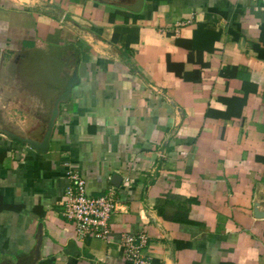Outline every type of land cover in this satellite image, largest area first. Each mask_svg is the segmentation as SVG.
Masks as SVG:
<instances>
[{
  "label": "crops",
  "instance_id": "0c3cea01",
  "mask_svg": "<svg viewBox=\"0 0 264 264\" xmlns=\"http://www.w3.org/2000/svg\"><path fill=\"white\" fill-rule=\"evenodd\" d=\"M137 3L0 0L1 109L38 122L0 126V264H131L142 231L150 264H264V4ZM69 84L47 152L6 133L41 141ZM70 171L117 188L111 240L64 217Z\"/></svg>",
  "mask_w": 264,
  "mask_h": 264
},
{
  "label": "built area",
  "instance_id": "2783aa9c",
  "mask_svg": "<svg viewBox=\"0 0 264 264\" xmlns=\"http://www.w3.org/2000/svg\"><path fill=\"white\" fill-rule=\"evenodd\" d=\"M264 4V0H258ZM71 184L63 199V215L74 223L80 236L93 235L103 240H111L112 233L109 220L117 210L119 196L116 187L99 196L89 195L85 179L78 173L69 172ZM126 177L124 181H129ZM149 236L145 231L138 234L122 233L121 245L125 256L134 264H150L143 250L148 244Z\"/></svg>",
  "mask_w": 264,
  "mask_h": 264
},
{
  "label": "water",
  "instance_id": "95a60500",
  "mask_svg": "<svg viewBox=\"0 0 264 264\" xmlns=\"http://www.w3.org/2000/svg\"><path fill=\"white\" fill-rule=\"evenodd\" d=\"M142 1L143 0H138V3L136 4V6L135 7L134 6L131 7V9L132 10H139V6L141 5ZM71 88H72V85L69 84V86L66 89L65 93L63 95H60L59 99L55 102L51 119L48 122L46 133L44 135V138L41 141H37V140H35L33 138H29V137H23V136L15 135L12 132H8V131H6V133L13 139L21 141L23 143H27L28 145H30L31 147H33L34 149H36L40 153L47 152L48 148L50 146V137H51V134H52L54 122H55V119H56V116H57V113H58V103H59L60 100L68 98V96L70 95ZM118 179H119V181H118ZM120 180H121V177L115 176V181L116 182H114V184L116 186H119Z\"/></svg>",
  "mask_w": 264,
  "mask_h": 264
},
{
  "label": "rangeland",
  "instance_id": "374dc122",
  "mask_svg": "<svg viewBox=\"0 0 264 264\" xmlns=\"http://www.w3.org/2000/svg\"><path fill=\"white\" fill-rule=\"evenodd\" d=\"M8 95H9V91L6 92V96H4L5 99L8 98ZM1 106H2V104H0V126H5L7 128H11L14 131L15 130L22 131V133L24 135H27V134L29 135V134H32L34 131H36L38 122H34V121H33V123L32 122H26L25 121L26 117L23 115H19V116L15 115V118H17L18 120L11 121L5 117V115L1 109ZM22 108L27 110V111H30V112H33L36 110L35 106H25ZM13 109H16V111H18V113H21V114L24 113V111L20 110L18 108V106H14Z\"/></svg>",
  "mask_w": 264,
  "mask_h": 264
},
{
  "label": "trees",
  "instance_id": "16d2710c",
  "mask_svg": "<svg viewBox=\"0 0 264 264\" xmlns=\"http://www.w3.org/2000/svg\"><path fill=\"white\" fill-rule=\"evenodd\" d=\"M0 156H3L4 157L5 155L4 154H0ZM20 208H21V206H19V205H9V204H5L3 202V200H2V197L0 196V211L1 210H5V209L19 210Z\"/></svg>",
  "mask_w": 264,
  "mask_h": 264
}]
</instances>
